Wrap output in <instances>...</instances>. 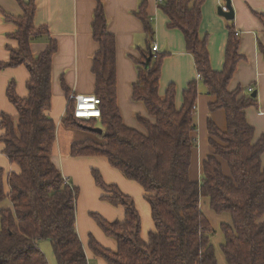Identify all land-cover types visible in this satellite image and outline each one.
I'll return each instance as SVG.
<instances>
[{"label": "trees", "instance_id": "16d2710c", "mask_svg": "<svg viewBox=\"0 0 264 264\" xmlns=\"http://www.w3.org/2000/svg\"><path fill=\"white\" fill-rule=\"evenodd\" d=\"M21 15L3 13V19L15 25L9 38L16 48L6 46L9 58L0 63V71L24 66L29 74L27 97L15 92L9 81L5 94L16 109V118L0 114L1 153L18 172L5 173L0 168V264H49L39 248L47 241L56 264H88L84 246L77 234L76 203L78 188L65 179L54 166L52 150L56 124L49 116L51 107L52 57L57 45L46 26L34 25V0H15ZM161 12L168 18L167 27L179 30L185 51L191 55L195 74L182 93V106L176 107V89L169 85L159 96L160 71L165 55L155 53L146 66L154 38L147 4L141 3L135 16L146 34L145 49L135 61L137 80L132 85V100L145 105L154 123L137 117L144 127L141 134L126 127L117 106L115 36L107 30L102 3L96 0L91 23L92 39L98 50L92 58L95 78L94 96L99 98L98 120L79 121L73 117V102L63 80L61 89L67 97L61 122L80 130L102 128L101 142L85 140L71 145L76 158L103 157L125 179L138 184L151 208L154 230L145 242L141 237V220L133 197L123 194L117 185L106 184L97 170H91L100 200L124 211L121 220L106 221L96 213L89 217L104 235L116 242V250L101 246L93 236L87 248L107 264H218L210 244L212 229L199 203L208 198L216 214H227L230 222L220 224L224 243L220 245L225 264H264V134L255 138L246 110L257 108L256 97L241 88L229 91V84L241 61L239 35L229 21L224 63L213 71L207 50V38H200L201 7L205 0H162ZM264 28V15L256 14ZM46 37L48 45L34 57L30 45ZM257 42V52L264 61V45ZM214 101L208 113L221 111L225 128L207 116L205 131L209 153L200 166V179L190 178L196 154L193 115L198 97V82ZM248 88V87H247ZM246 88V90H247ZM7 189V190H6Z\"/></svg>", "mask_w": 264, "mask_h": 264}, {"label": "crops", "instance_id": "0c3cea01", "mask_svg": "<svg viewBox=\"0 0 264 264\" xmlns=\"http://www.w3.org/2000/svg\"><path fill=\"white\" fill-rule=\"evenodd\" d=\"M99 1L102 3L107 19V30L115 36L117 106L121 120L126 127L144 134L145 129L139 124L137 117L148 120L150 123H154V119L148 116L145 105L132 100L131 90L137 80L134 60L139 59L140 50L146 48V34L141 21L135 16L143 1L147 4L146 14L150 17L155 33L150 46L157 45V54L165 55L160 71L159 96L163 98L166 88L173 84L176 89L175 104L177 108L182 106V93L186 90L187 83L197 80L193 59L185 51L181 32L167 27L168 18L161 12L159 4L155 0ZM34 4H36L33 18L35 27L46 26L58 48L52 57V100L51 109L48 112L49 118L56 124V140L51 160L54 166L58 167L62 176L75 185L78 190H80V185L77 177H86L85 180L92 193V196L87 195L86 199L89 206L95 202L98 211L90 208L92 211L87 212L86 217L91 221L90 223L89 220L82 217L81 208H77L75 224L77 234L84 246L88 264H107L103 259L94 257L89 251L87 237L93 236L94 240L110 251L116 250V242L104 235L89 217V214L96 213L106 221L112 222L116 219L121 220L124 211L119 206L112 207L107 202L100 200L101 190L95 186L91 170H97L106 184L117 185L123 194L133 197L142 223L140 237L145 242L148 240V233L154 230V223L151 219V208L144 199L145 194L138 184L125 179L116 169L111 168L103 157L76 158L71 156V145L83 143L85 140L99 143L101 142L100 136L89 131L81 132L76 128H68L61 122L67 103L66 94L61 89V80L70 94L82 96L94 94L95 78L91 73V67L92 58L98 47L92 39L91 23L97 3L96 0H34ZM219 6H224L222 0H205L201 7L202 19L199 26L200 38H207L210 65L214 72L220 71L223 67L228 35L227 27L229 26V22L217 14ZM231 6L234 14L233 25L240 33L239 53L245 57V60L238 64L228 88L229 91L241 88L243 92L248 86L254 88L258 106L257 108H248L245 117L253 127L257 139L264 134V61L257 52L256 41H260L264 45V28L257 20L256 14L264 15V0H231ZM3 13L17 17L21 15V9L15 0H0V63L8 61L7 45L11 48L17 47L16 42L9 38L16 27L13 23L3 19ZM47 45L46 37L33 41L30 49L34 57L43 52ZM28 78L29 74L24 66L0 71V114L16 118V109L8 102L5 91L9 81L13 80L16 94L22 99L27 97ZM197 82L199 93L193 118L196 127L195 138L196 141H200L194 156L195 166L197 165L196 180H199L201 161L209 153L205 131L207 116L213 118L221 129L225 128V117L221 111H216L213 114L208 113V104L214 99L207 94L203 83ZM1 149L0 145V166L2 169L4 168L7 174L11 171L18 172V168L9 165L7 158L1 153ZM262 161L264 163V154ZM94 195L98 201L93 199ZM97 202L100 203L97 204ZM10 207V202L5 201L4 208Z\"/></svg>", "mask_w": 264, "mask_h": 264}, {"label": "rangeland", "instance_id": "374dc122", "mask_svg": "<svg viewBox=\"0 0 264 264\" xmlns=\"http://www.w3.org/2000/svg\"><path fill=\"white\" fill-rule=\"evenodd\" d=\"M76 130H79L81 132L86 131V130L83 131V130H80V129H76ZM199 144H200V141L197 140L196 141V148L199 146ZM194 159L192 161L193 164H192V167H191V170H190V178H192L193 180H196L197 177L195 175V171L197 169V165L195 166ZM0 168H2V167L0 166ZM3 170H4V168H3ZM77 179L79 181L80 190H79V195H78L79 199L77 201L76 210H77V208L78 209L81 208L80 210H81L82 217L85 220H87V217H86L87 212L88 211H92L90 208H92L94 210H97V211H98V209H97V205L95 204V202L92 203L89 206V202L86 199L87 195L92 196L91 195L92 193L90 192V188H89L88 182L85 180L86 177L84 178V177H79L78 176ZM70 181L74 182L72 179H70ZM82 196H83V199H82ZM93 199L98 201L96 199L95 195H94ZM4 203L5 202L0 204V209H2V208L4 209ZM98 203H100V202H97V204ZM199 207L201 208L203 216H205L207 221H209L211 229H212V235L210 236V244L214 248L216 259H217V263L218 264H221V263L225 264L222 251L220 250V245H222L224 243V236H222V233L220 231V224L223 223V222H230L229 221V216L227 214H225V213L216 215L210 209V207L208 206V198L201 199L200 203H199ZM89 222L91 223L90 220H89ZM90 228H91V226L89 227V231H90ZM93 232H95V231L93 230ZM39 248L42 251V253L47 257L48 263L49 264H55V258L53 256L50 243L47 242V241H42V242L39 243Z\"/></svg>", "mask_w": 264, "mask_h": 264}, {"label": "built area", "instance_id": "2783aa9c", "mask_svg": "<svg viewBox=\"0 0 264 264\" xmlns=\"http://www.w3.org/2000/svg\"><path fill=\"white\" fill-rule=\"evenodd\" d=\"M158 4L162 3V0H155ZM222 11H226L225 7L222 6ZM236 35H239L236 32ZM151 54L155 55L158 52V46L152 44L150 48ZM197 79H200L199 75ZM247 93L252 94L254 92V88L248 86ZM69 99L73 102V117L76 120L83 121L89 119L98 120L100 117V106H99V98L94 95H77V94H70Z\"/></svg>", "mask_w": 264, "mask_h": 264}, {"label": "water", "instance_id": "95a60500", "mask_svg": "<svg viewBox=\"0 0 264 264\" xmlns=\"http://www.w3.org/2000/svg\"><path fill=\"white\" fill-rule=\"evenodd\" d=\"M224 2V7L226 9V11H222V6H219L217 8V14L219 16H221L222 18H224L226 21H232L234 19V14H233V9H232V6H231V0H222ZM152 54H151V51L149 52V57L146 59L147 62H146V66L148 65L149 61H150V58H151ZM252 97L255 98L256 97V92L254 91L252 93ZM89 132L91 133H94L96 135H99L102 133V129L100 127L98 128H90L88 129Z\"/></svg>", "mask_w": 264, "mask_h": 264}]
</instances>
